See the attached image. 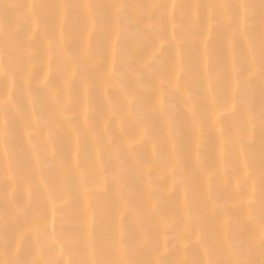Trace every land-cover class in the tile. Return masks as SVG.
<instances>
[{"label": "snow or ice", "instance_id": "1", "mask_svg": "<svg viewBox=\"0 0 264 264\" xmlns=\"http://www.w3.org/2000/svg\"><path fill=\"white\" fill-rule=\"evenodd\" d=\"M0 264H264V0H0Z\"/></svg>", "mask_w": 264, "mask_h": 264}, {"label": "bare ground", "instance_id": "2", "mask_svg": "<svg viewBox=\"0 0 264 264\" xmlns=\"http://www.w3.org/2000/svg\"><path fill=\"white\" fill-rule=\"evenodd\" d=\"M11 2H15V0H11Z\"/></svg>", "mask_w": 264, "mask_h": 264}]
</instances>
